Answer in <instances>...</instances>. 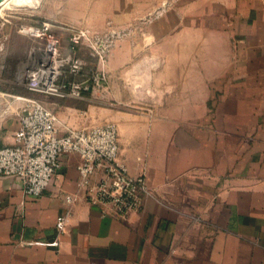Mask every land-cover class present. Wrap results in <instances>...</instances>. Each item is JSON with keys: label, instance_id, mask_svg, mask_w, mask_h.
<instances>
[{"label": "crops", "instance_id": "0c3cea01", "mask_svg": "<svg viewBox=\"0 0 264 264\" xmlns=\"http://www.w3.org/2000/svg\"><path fill=\"white\" fill-rule=\"evenodd\" d=\"M158 29L126 70V98L153 106L115 119L155 196L126 219L68 202L73 153L38 197L0 175V264H264V0H178Z\"/></svg>", "mask_w": 264, "mask_h": 264}, {"label": "rangeland", "instance_id": "374dc122", "mask_svg": "<svg viewBox=\"0 0 264 264\" xmlns=\"http://www.w3.org/2000/svg\"><path fill=\"white\" fill-rule=\"evenodd\" d=\"M177 1L6 0L0 4V134L18 125L17 112L24 97L40 98L69 126L115 123L128 112L147 111L153 105L134 104L126 98L127 83L132 80L126 70L137 58L132 56L136 49L157 40L159 21L172 14ZM48 32L59 39L65 56L77 35L75 53L84 69L101 68L107 86L66 97L35 90L44 81L39 75L50 70L44 64L43 71L32 72L33 64L47 62L43 45ZM61 70L63 76L68 74L65 66Z\"/></svg>", "mask_w": 264, "mask_h": 264}, {"label": "built area", "instance_id": "2783aa9c", "mask_svg": "<svg viewBox=\"0 0 264 264\" xmlns=\"http://www.w3.org/2000/svg\"><path fill=\"white\" fill-rule=\"evenodd\" d=\"M44 34L43 51L52 68L47 67L50 70L39 75L44 81L37 84L36 81L35 90L66 97L107 86V75L101 68L84 69L82 59L75 53L77 35L72 38L71 52L65 56L60 51L59 39L52 33ZM61 66L67 68L66 76L61 74ZM21 99L24 101L17 112L13 142L0 146V175L16 179L24 197L41 195L62 167V157L70 153L77 155L78 177L76 192L65 196L68 202L81 196L102 215L126 219L143 208L146 198L155 196L145 168L132 173L118 158V132L114 122L69 126L40 98ZM67 215V211L57 215L58 232L64 231ZM44 243L57 245L58 239Z\"/></svg>", "mask_w": 264, "mask_h": 264}, {"label": "bare ground", "instance_id": "6f19581e", "mask_svg": "<svg viewBox=\"0 0 264 264\" xmlns=\"http://www.w3.org/2000/svg\"><path fill=\"white\" fill-rule=\"evenodd\" d=\"M20 1H23V0H15V2L16 3H18V2H20ZM24 1H27V0H24ZM6 2V0H2V1H0V4H3V3H5ZM31 3V2H30ZM146 60H147V58H146ZM44 64L45 65H48L50 68H52V66H50V62L49 61H47V62H43V63H41V64H39V65H37V64H33V69H32V72H34L35 74H36V70L39 68V69H41L40 68V66L41 65H43L44 66ZM35 68V69H34Z\"/></svg>", "mask_w": 264, "mask_h": 264}]
</instances>
